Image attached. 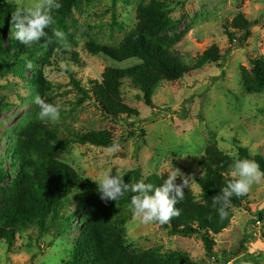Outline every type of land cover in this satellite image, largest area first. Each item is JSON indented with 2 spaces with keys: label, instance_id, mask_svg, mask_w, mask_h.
I'll return each mask as SVG.
<instances>
[{
  "label": "rangeland",
  "instance_id": "obj_1",
  "mask_svg": "<svg viewBox=\"0 0 264 264\" xmlns=\"http://www.w3.org/2000/svg\"><path fill=\"white\" fill-rule=\"evenodd\" d=\"M139 1L117 0L113 5L112 0H92L79 9L73 8L64 28L56 23L52 26L65 34L61 41L53 32L55 53L41 48L23 76L12 72L0 76V155L28 120L38 118L35 97H41V93L29 82L36 72L51 83L52 103L61 108L59 121H42L51 123L60 137L106 128L119 141L115 154L109 153L108 147L77 142H70L61 152V160L95 183L109 169L110 175H115L118 169L138 167L146 177L151 173L169 175L175 167L189 178L188 185L198 199L200 188L195 177L201 170L194 156H199L208 143L216 142L222 152L236 156V139L250 153L264 155V90L249 93L240 79L241 66L249 68L251 58H264V0H166L175 23L164 34L182 33L175 44L178 53L189 61L215 43L220 49L219 61L192 70L176 81H161L153 93L154 107L147 106L140 98L141 92L124 79L122 98L139 112L131 118L123 115L112 120L91 100L75 104L76 90L66 68L87 86L88 79H100L106 66L125 68L138 62H115L89 53L85 43H118L135 23ZM38 2L5 0L14 7L8 23L13 22L16 13L27 12ZM238 12L250 20L251 26L246 33L235 32L231 43L224 29ZM9 34L5 29L4 36ZM61 48L68 54H63ZM73 52L78 53V61L71 60ZM246 195L247 205L234 207L228 227L213 236L211 253L206 252L199 236L170 235L161 224H145L134 215L125 224V246L134 250L153 246L185 250L196 264H264V181L254 184ZM117 211L132 210L127 205ZM84 215L80 214L70 229L56 237L39 236L32 226L19 232L10 247L0 239V264H62L80 234ZM243 237L249 238L241 245ZM231 254L233 257L226 261Z\"/></svg>",
  "mask_w": 264,
  "mask_h": 264
},
{
  "label": "trees",
  "instance_id": "obj_2",
  "mask_svg": "<svg viewBox=\"0 0 264 264\" xmlns=\"http://www.w3.org/2000/svg\"><path fill=\"white\" fill-rule=\"evenodd\" d=\"M91 1L60 0L62 7L54 12L57 26L64 28L72 9H79ZM112 2L115 5L117 0ZM13 10V6L0 0V76L8 72L23 76L29 64L22 57L32 62L41 48L47 53H55L57 47L52 36L53 27L46 29L51 43L45 39L30 46L18 42L14 37V21L8 23ZM174 23L166 0H140L136 6L135 23L118 43L87 41L85 48L89 53L103 55L115 62L129 59L138 62L125 68L106 66L100 79H88L87 86L66 68L76 90L75 104L91 100L112 120L123 115L131 118L139 112L122 98L124 79H129L141 92L140 98L147 106L154 107L153 93L161 81H176L192 70L219 61L220 49L215 43L189 61L182 57L175 49L182 33L176 36L164 34ZM250 26V20L238 12L225 25L224 31L229 42L233 43L235 32L246 33ZM5 29L11 32L7 37L4 36ZM62 53L68 54L66 51ZM70 58L78 61V53L73 52ZM249 63V68L240 67L241 83L247 92L259 93L264 90V58H251ZM29 82L41 93L42 99L52 103L51 83L40 72L32 75ZM70 142L109 148L116 141L106 128L74 131L69 133V138H62L51 123L39 118L28 120L10 140L5 153L0 155V239L10 247L19 232L32 226L36 227L39 236L56 237L70 229L80 214H85L80 234L62 264H196L191 255L181 249H164L162 246L128 249L123 237L125 224L133 212L120 213L117 208L130 205L134 193L128 192L117 201L101 200L97 184L60 159L61 152ZM234 144L236 156L222 152L216 142L208 143L199 156H194L201 170L195 177L200 188L199 198L189 185L185 187L184 199L175 206L180 209V215L162 225L170 235L199 236L208 253L215 244L213 236L230 224L232 209L244 207L248 202L247 195L233 196L229 215L223 220L218 206H214L215 196L234 179L231 176L234 159H253L264 170V155L250 153L236 139ZM167 176L151 173L144 177L136 167L128 172L124 181L134 184L143 180L158 187ZM176 183H181L179 177ZM248 238L243 237L241 245ZM232 257L231 254L226 261Z\"/></svg>",
  "mask_w": 264,
  "mask_h": 264
},
{
  "label": "clouds",
  "instance_id": "obj_3",
  "mask_svg": "<svg viewBox=\"0 0 264 264\" xmlns=\"http://www.w3.org/2000/svg\"><path fill=\"white\" fill-rule=\"evenodd\" d=\"M62 7L60 0H39L34 8L27 12H18L14 21V37L23 45H31L40 42L42 39L51 43V38L46 29L52 28L56 20L54 12ZM54 36L63 41L65 34L62 30L52 29ZM26 63L30 65V61ZM35 103L40 111L38 118L40 120L55 123L61 119V108L58 104L46 102L39 95L35 97ZM120 148L117 140L108 149L109 153L115 154ZM111 169L101 174L97 184L98 193L101 200L117 201L131 192L134 195L130 199V208L134 217L141 220L142 223L157 222L161 225L168 223L173 217L180 215V209L175 206L184 199V188L188 187L189 178L185 176L178 168L173 167L163 183L154 187L151 183H145L143 180L134 184L124 181L130 169H118L115 175H110ZM231 176L234 178L227 183V186L221 190V194L215 196L214 206H218L220 219L228 217V208L233 196L239 198L251 190L254 184L264 181V170L260 164L248 158H236L233 161ZM181 183H176L177 178Z\"/></svg>",
  "mask_w": 264,
  "mask_h": 264
}]
</instances>
